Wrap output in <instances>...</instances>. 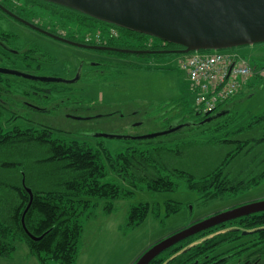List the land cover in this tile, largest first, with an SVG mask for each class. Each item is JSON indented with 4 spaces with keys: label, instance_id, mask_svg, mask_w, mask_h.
Segmentation results:
<instances>
[{
    "label": "trees",
    "instance_id": "obj_1",
    "mask_svg": "<svg viewBox=\"0 0 264 264\" xmlns=\"http://www.w3.org/2000/svg\"><path fill=\"white\" fill-rule=\"evenodd\" d=\"M23 11L28 17H36L41 11L54 14L56 25L49 29L74 41L155 50L140 55L176 53L162 50L182 47L46 0H25ZM40 18L42 26L46 27L43 16ZM86 33H97L101 38L94 42L85 40ZM4 36L1 38L8 43L13 39L11 34L5 33ZM107 52L123 56L130 54L115 50ZM33 55H38L35 57L41 61H53L49 53L38 45L29 47L24 52V58L20 59L27 63L29 56ZM4 60L0 55V61ZM103 64L99 65L104 67ZM96 70L92 75L107 77L119 72ZM23 81L25 83L18 84L0 73V258L11 256L17 243L22 242L39 264L49 261L76 264L84 231L82 218L92 216L98 199L130 198L134 190L143 187L152 191L173 190L179 183L172 176L184 179L187 187L195 190L206 202L236 196L264 180V158L258 162V166L263 164L260 172H251L237 182L231 180L227 172L228 166L238 155H247L264 142V113L239 124L243 114L233 112L230 107V102L241 91L208 116H201L203 113L190 106L182 95L166 109L171 114L166 119L168 127L183 125L181 128L163 136L143 139L128 137V145L112 154L104 145L102 136H96V144L80 141L67 134L78 133L82 128L59 129L47 122L33 120L31 115L55 114L66 118L64 114L69 109L71 114L90 116L92 114L88 113H94L92 111L98 107L95 103L71 95L53 99V92L69 89L64 84L29 79ZM7 111L10 113L8 116ZM84 112L88 115H84ZM116 112L124 115L118 110L111 111L109 115ZM139 112L141 109L137 106L132 114ZM90 119L80 120L86 122ZM17 120L38 125L16 124ZM7 126L11 127L5 129ZM256 127L261 129L259 135L239 138L240 134ZM85 134L95 137L90 132ZM203 134L210 135L208 142L235 143L234 148L226 152L211 172L197 179L191 173L168 169L166 163H161V160L165 161L163 154L171 153L177 144ZM26 187L31 189L33 198L25 212L24 224L33 235L43 234L38 240L30 238L22 225V214L30 199ZM180 207L178 202L166 201V215L177 212ZM149 208L147 202L131 204L127 228L141 224ZM105 209L110 211L111 205H106ZM254 262L264 264V211L240 216L191 235L159 253L148 264Z\"/></svg>",
    "mask_w": 264,
    "mask_h": 264
},
{
    "label": "rangeland",
    "instance_id": "obj_2",
    "mask_svg": "<svg viewBox=\"0 0 264 264\" xmlns=\"http://www.w3.org/2000/svg\"><path fill=\"white\" fill-rule=\"evenodd\" d=\"M44 13V11L39 12L44 18L43 21H46ZM1 24L3 28L18 34V47H25L34 41L49 53L53 61L42 64L44 74L63 78L74 77L78 73L81 76L75 82L60 83L69 89L54 92L53 99L66 95L75 96L77 99H88L89 102L98 106L92 111L94 113H88L92 114L91 117H96L84 122L76 121L71 117L65 118L63 115L31 114L33 120L47 122L60 127L59 129L82 128L78 133L67 134L72 138L96 144L97 137L85 134L86 132L92 135L107 133L138 136L163 131L169 128V122L166 120L169 112H166V109L173 102H177L182 95L187 98L190 106L194 107V97L189 81L177 65V59L183 53L157 55L131 53L123 56L76 46L46 36L13 19L6 18ZM84 37L85 40L92 42L101 38L97 33L94 35L86 33ZM235 49L245 55L252 65H255L254 72L248 78L243 90L230 102L233 112L243 114L240 124L255 115L264 113V41ZM228 50L230 49L222 51ZM91 61H105L107 63L103 64L104 67L101 65L100 69L103 67L105 72L108 69L119 72H114L105 79H88L87 77L94 70L93 64L89 63ZM110 64L112 66L109 67ZM10 78L18 84L25 83L19 77ZM137 106L140 107L141 112L132 114L133 108ZM116 110L122 111L124 115H119V112L109 115L111 111ZM6 113L7 116L10 115L8 111ZM66 113L71 114V111L68 109ZM88 114L84 112V115ZM6 120L7 118L4 122ZM19 123L27 126L37 125L17 120L16 124ZM10 127L7 126L5 129ZM260 133V127H256L252 131L247 130L240 134L239 138L254 137ZM209 138L210 135L203 134L196 136L194 140L177 144V148H174L171 153L163 154L165 161L161 160V163H166L168 169L183 170L197 179L201 178L211 172L222 161L226 152L235 145V143L208 142ZM101 139L112 154L128 145L126 138L122 137L102 136ZM263 158L264 142L255 146L251 153L238 155L227 168L231 180L237 182L246 178L251 172H260L262 169L259 168L263 164L258 166V162ZM31 175L34 177V174ZM172 177L179 183L173 190L152 191L143 187L134 190L130 198L98 199L97 205L92 209V216L82 218L84 231L76 264H133L153 243L193 221L236 205L264 199V180L236 196L206 202L195 190L187 187L184 179ZM166 201L178 202L181 207L177 212L166 215ZM138 202H147L150 206L149 212L141 224L134 228H127L130 205ZM108 204L111 205L110 211L105 209ZM0 264L39 263L29 254L27 246L18 242L15 252L9 257L0 258ZM47 264L59 263L49 261Z\"/></svg>",
    "mask_w": 264,
    "mask_h": 264
},
{
    "label": "water",
    "instance_id": "obj_3",
    "mask_svg": "<svg viewBox=\"0 0 264 264\" xmlns=\"http://www.w3.org/2000/svg\"><path fill=\"white\" fill-rule=\"evenodd\" d=\"M64 5L99 20L125 27L159 38L165 42L182 46L181 48L162 50L186 53L194 50H224L237 46L264 41V0H46ZM7 11V10H6ZM11 15L13 13L7 11ZM21 20V19H20ZM22 21V20H21ZM31 27L55 39L90 49L115 50L136 54L153 53L155 50H135L88 44L74 41L56 33L41 29L27 21ZM0 73L13 74L43 82L71 83L74 79L57 76L31 75L15 68L0 66ZM208 114V113H207ZM78 119H90L91 116H78ZM209 119V117L207 118ZM183 125L169 127L166 130L146 135L124 136L100 133L95 136L123 138H151L177 131ZM30 199L22 214V225L30 238L40 239L30 233L24 224V215L31 204L33 194L26 187ZM264 211V199L246 202L208 217L196 220L187 226L172 232L156 241L144 250L133 264H148L155 256L202 230L217 224ZM245 233V232H244Z\"/></svg>",
    "mask_w": 264,
    "mask_h": 264
},
{
    "label": "built area",
    "instance_id": "obj_4",
    "mask_svg": "<svg viewBox=\"0 0 264 264\" xmlns=\"http://www.w3.org/2000/svg\"><path fill=\"white\" fill-rule=\"evenodd\" d=\"M177 65L189 81L195 109L203 114L215 111L242 91L255 69L234 49L189 51L178 57Z\"/></svg>",
    "mask_w": 264,
    "mask_h": 264
},
{
    "label": "flooded vegetation",
    "instance_id": "obj_5",
    "mask_svg": "<svg viewBox=\"0 0 264 264\" xmlns=\"http://www.w3.org/2000/svg\"><path fill=\"white\" fill-rule=\"evenodd\" d=\"M24 1L25 0H0V55L5 58V60L3 62L0 61V66H3V67H9V68H15V69H18L20 71H24L28 74H31V75H37V76H48L47 74H44L43 73V69H42V64L43 63H51L52 61L51 60H48V61H41L40 59H38L37 57L35 56H38V55H33V56H29V60L28 62H24L22 61L20 58H24V52H26V50L29 49V47L31 46H34V45H37L36 43H34V41H31L27 46L25 47H18L17 45V42H18V34H16L15 32L13 31H10V30H7L5 28H3L2 26V21L4 19H13L14 21L16 22H19L23 25H26L38 32H40L39 30L31 27L30 25L26 24L24 21H27L41 29H44V30H47L49 32H52L49 28H52L53 25H56V17L54 16V14L52 13H48V12H45V16H46V23H45V26L46 27H43L42 26V21L41 20V15L38 14L36 17H28V15H26V13L23 11V5H24ZM13 13V15H11L10 13H8L7 11ZM22 21H21V20ZM43 23V24H44ZM47 23H49L50 25H48ZM5 33H8V34H11L13 36V39L8 43L5 39L3 40L1 38V36L5 37L4 34ZM42 33V32H40ZM54 33V32H52ZM44 34V33H42ZM46 35V34H44ZM48 36V35H46ZM50 37V36H49ZM99 43V42H98ZM98 43H94V44H97V45H104V44H98ZM39 46V45H38ZM106 46H109V45H106ZM110 47H113V46H110ZM118 48V47H116ZM122 49H128V48H122ZM176 49V48H175ZM95 50H98V51H108V50H99V49H95ZM132 50V49H131ZM112 51V50H111ZM126 53H130L131 52H126ZM91 64H93L94 66V70L91 71V74L90 76H88L87 78L88 79H105L106 77H103V76H95V75H92L94 74L98 68V70L100 71H103V68L100 69V66L99 65L100 63L103 64L105 63V61H91L89 62ZM1 74H5V73H1ZM7 76L10 77H19L20 79H29L31 80V78H27V77H23V76H18V75H13V74H5ZM50 76H56V75H50ZM75 77V76H74ZM74 77H65V79H74ZM81 76L79 75L78 78L76 79H80ZM11 79V78H10ZM54 94V92L52 93V95ZM47 116L48 115H55V114H46ZM67 117H71L73 119H78L76 117L78 116H82V117H85L83 115H78V114H66ZM201 116H208V114H200ZM80 120V119H78ZM29 123H32V122H29ZM38 125V124H37ZM32 126V125H30ZM253 264H256V262H254Z\"/></svg>",
    "mask_w": 264,
    "mask_h": 264
}]
</instances>
